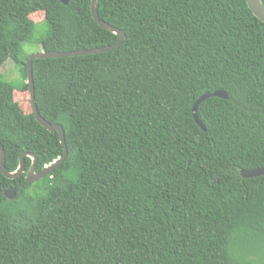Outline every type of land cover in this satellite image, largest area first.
Returning <instances> with one entry per match:
<instances>
[{
  "label": "trees",
  "instance_id": "trees-1",
  "mask_svg": "<svg viewBox=\"0 0 264 264\" xmlns=\"http://www.w3.org/2000/svg\"><path fill=\"white\" fill-rule=\"evenodd\" d=\"M90 3L0 0V66L11 60L23 81L0 75L10 173L22 152L37 173L63 156L34 118L23 46L41 23V52L113 46ZM96 11L125 34L117 48L32 61L37 111L61 126L67 155L33 184L0 172V264H264V175H240L264 167V23L245 0H98ZM216 91L228 99L199 104L201 130L192 108Z\"/></svg>",
  "mask_w": 264,
  "mask_h": 264
},
{
  "label": "water",
  "instance_id": "water-1",
  "mask_svg": "<svg viewBox=\"0 0 264 264\" xmlns=\"http://www.w3.org/2000/svg\"><path fill=\"white\" fill-rule=\"evenodd\" d=\"M69 0H63L64 4H67ZM98 0H91L90 3V12L92 18L95 20V22L100 26L101 28L117 35L118 40L113 46H108L100 49H93V50H81V51H76V52H66V53H59V52H40L33 54L29 56L26 60V77H27V86L29 90V95H30V102H31V108L32 112L34 115L35 120L43 127L45 128L48 132H57L59 139H60V144L63 148V156L62 158L58 159L56 162H53L50 164L48 167H46L41 173L36 172V157L33 154L27 153V152H22L19 155V164L18 168L10 173L5 169L4 166V150L3 147L0 144V172L1 174L6 177L7 179H15L22 173H26L25 181L28 184H33L38 182L39 180L43 179L45 176L49 175L52 170H54L56 167H58L66 158L67 155V148L65 144V138H64V133H62V128L58 124L51 125L48 122H46L42 117L39 115L36 105H35V100H34V90H33V79H32V61L36 59H49V58H62V57H74V56H82V55H90V54H99V53H105L114 50L117 48L121 42L124 40L125 34L117 29L114 28L107 23L101 21L98 17L97 11H96V4ZM248 9L251 11V13L259 19L261 22L264 23V6L262 4V0H245ZM210 97H217V98H222L227 100L228 96L225 92L223 91H216L213 94L210 95H204L201 98H199L193 108H192V113H193V119L194 122L201 128V130H204V126L202 122L198 119L197 116V109L198 106L201 102L204 100L210 98ZM29 157L32 162L31 166L26 171L25 166H24V158ZM240 175L242 178H256L259 176L264 175V167L255 169V170H250V171H240ZM4 197L7 198L8 200H13L15 198V192L12 188H8L4 191Z\"/></svg>",
  "mask_w": 264,
  "mask_h": 264
},
{
  "label": "rangeland",
  "instance_id": "rangeland-1",
  "mask_svg": "<svg viewBox=\"0 0 264 264\" xmlns=\"http://www.w3.org/2000/svg\"><path fill=\"white\" fill-rule=\"evenodd\" d=\"M31 19L35 22H41L43 19V15L41 13L33 14L31 16ZM47 28L45 23H41L38 26H36L35 35L32 36V42L25 43L23 48L29 56L40 53V40L46 35ZM21 67L16 66L11 60L5 61L0 66V75L2 77V80L6 83H9L12 85V87L16 90H19L21 88V85L23 84L22 81V72ZM16 99L18 101H24L25 103H29V96L28 93H18L16 95ZM30 107V104H29Z\"/></svg>",
  "mask_w": 264,
  "mask_h": 264
}]
</instances>
